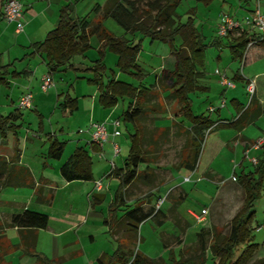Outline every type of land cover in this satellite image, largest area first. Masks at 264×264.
Listing matches in <instances>:
<instances>
[{
  "label": "trees",
  "instance_id": "obj_1",
  "mask_svg": "<svg viewBox=\"0 0 264 264\" xmlns=\"http://www.w3.org/2000/svg\"><path fill=\"white\" fill-rule=\"evenodd\" d=\"M1 1L4 3L6 0ZM182 1L107 0L102 6L95 5L91 9L90 14L93 15V19H90L89 16L72 19L74 6L69 4L60 9L56 27L46 34L43 41L33 44L32 52L29 54L31 57L34 55L43 56L45 66L48 69L47 73L51 75L61 68L75 70L73 69V59L76 56L84 58L85 53L91 48L89 39L91 37L97 38L99 58L93 62L90 69L93 76L86 82L88 85L97 87L98 103L104 108L112 109L118 102L125 104L120 116L121 124L125 128L129 125L132 129L128 138L129 149L123 167L114 172V177L118 179V187L108 207L110 218L105 221V224L111 228L112 232L121 230L122 234L127 237V244L133 247L141 223L151 219L156 226H161L163 221L158 219L159 217L164 219L166 216L160 210H143V204L150 202L152 194L136 199L132 207L129 208L126 207L125 202L127 189L132 183L149 184L154 178L153 170L150 167L154 161L149 157L150 152L143 147L144 134L142 130L135 127V123L147 115L144 107L148 97L158 96L160 92H168V97L177 106L178 117L182 122L188 123V128L176 123L174 126H179L182 133L189 135V139L180 153V166L189 173L195 170L204 136L213 127L217 129L232 127L240 131L248 123L246 119L247 109L244 110L243 108L239 109L236 120L231 123H215L206 116H194L192 114L190 95L200 90L197 82L201 78V71L205 66V52L209 48L220 47L222 41L216 36L210 42H206V38L194 26L195 7L188 10V18L185 22H181L177 8ZM194 1L196 5L208 7L215 0ZM107 19L113 20L120 26L131 36V40L112 36L104 28V22ZM136 34L143 35L150 41L166 43L170 48L171 57L174 59L173 70L168 76L160 77L155 85L149 88H141L140 85L134 87L132 84L116 80L114 77L103 82L106 71L103 59L107 53L113 54L117 58L116 67L120 74H125L140 82L143 75L137 64L140 48L133 40ZM177 38L180 41L178 47L174 45ZM223 39L228 41L225 46L229 50L231 59L239 63L242 62L247 47L253 40L246 33L236 32L230 33ZM253 46L264 47V42H256ZM9 68L10 65H3L0 58V85L5 87H8L7 77L21 76V73L10 72ZM152 87H157L160 92L152 91ZM252 102L253 97L249 105ZM158 106L162 110L163 106L160 102H158ZM57 109L61 116H69L77 110L76 100L71 99L66 94L61 103L57 105ZM259 114V109H256L253 112V118ZM20 116L17 110L5 117L0 115V138L2 141L6 139L9 133L16 135V128L19 126L15 123ZM127 131L129 132L128 128ZM49 143L46 158L55 161L60 160L64 153L65 143L59 142L56 138L51 139ZM19 154L18 148L14 147L13 158L0 156V190L7 187L34 186L30 171L25 167L16 165ZM142 165H146V167L139 170ZM59 174L68 183L91 181L92 164L88 152L84 148L73 151L60 167ZM234 181L242 190L243 201L239 211L229 223L226 236L221 235V231L216 227L211 228L210 231L202 229L197 233L198 246L193 250V255L184 257L190 252L186 249L178 254V260L171 251H169L168 260L165 261L161 258H149L139 251L128 252V255H123L119 247L112 256L101 257L98 260L99 264H207V250L210 252L211 264H251L250 261L257 252L258 245L252 243L250 221L254 213V203L259 197L262 186H264V155L257 158L256 165H252L246 172L241 171L236 175ZM37 192L39 194L37 202H45L40 197V191ZM102 200L103 196L94 195L91 202L92 204H99ZM174 208L175 206L170 209V213L174 212ZM118 212L124 214L118 218ZM47 225V215L24 210L21 214L11 215L8 222L0 224V239H4L3 233L7 228H17L22 232L29 230L35 232L46 229ZM207 236L210 237L208 247L206 244ZM35 243L36 236L23 235L18 246L22 248L24 255L35 259V264H55L35 253ZM11 248L14 247L8 245V249ZM254 264H264V259H260Z\"/></svg>",
  "mask_w": 264,
  "mask_h": 264
},
{
  "label": "rangeland",
  "instance_id": "obj_2",
  "mask_svg": "<svg viewBox=\"0 0 264 264\" xmlns=\"http://www.w3.org/2000/svg\"><path fill=\"white\" fill-rule=\"evenodd\" d=\"M189 1L191 0H184L177 8V13L181 16V22L186 21L188 18V10L190 6H193ZM220 1L222 0H215L208 7L196 5L195 1H192L194 5L197 6V17L194 16V19L200 22L196 24V27L203 37L206 38V42H210L214 38V25L219 15L222 14L231 16V14L234 13L237 0H229L226 5H222ZM248 3L253 8H255L257 4L256 0H249ZM259 5L260 11L262 15H264V0H260ZM85 14L86 13L82 12L79 16L82 17ZM89 18L93 19L94 17L91 15ZM104 28L108 32H111L112 36L119 37L120 35H123L124 38L127 39L131 37L111 19L105 20ZM133 40L139 45L140 48L137 57V64L143 75L140 82L137 79H131L125 74H120L116 67L117 58L113 54L109 53H107L103 59L106 68L103 82H106L109 78L114 77L116 80L133 84L135 87L139 84H142L141 86L144 88H149L150 86L155 85L160 77L163 75L168 76L173 70L174 59L171 57L170 48L166 43L160 41H150L149 38L139 34H136ZM90 45L91 48L85 53L84 58L76 56L73 59L74 65L81 64V68H83L82 71H75L71 70V68H66L65 72L56 73L53 78V87L55 86V88L53 89L52 87V92L43 94L39 93V81L37 80L38 77L33 80L32 88L33 91H35V99L37 104L36 111H18L16 109L15 98L11 96L12 91H10L7 87L0 85V115L5 117L16 110L21 115L17 123H15L17 126H19L16 128V135L9 133L4 141H2L0 138V149L11 151L10 149H14V147H16L20 152L22 151L25 154L24 164L29 166L27 168H29L31 172L37 176V178L39 177L37 173L41 167V163L44 160L49 161V163H52V168L48 169L47 178L50 179L53 184L61 181L59 173L55 168V163L58 161L48 160L45 156L50 143L48 142L45 147H42V144H40L38 141H46L48 133L53 134L51 139L56 138L59 142L66 144L65 147H67L63 153V159L68 158L71 150L70 143L74 141L75 137L78 135L77 131L81 129V132H85L84 127L86 122H84V120L87 118V113L82 111L80 113L78 112L72 119L68 118V116L63 117L61 116L58 109L56 111L54 110L51 101L47 100L48 98L46 97L49 94H52L54 91H70V94H73L72 91H84L80 87L81 84L79 85L77 83L82 82L83 88L88 85L86 78H92L93 76L92 72L88 68L92 67L93 62L99 58V42L96 37H91ZM174 45L176 47L180 45L178 38L175 40ZM217 56L221 58L220 63L215 62ZM227 57V48H209L206 50L204 66L206 79L200 81L201 85L206 84L208 87H210V91L217 90L218 79L217 75L213 74L215 68L219 69L220 71L224 70L227 74H231L234 72V69H238V73L241 75V63H238V65L232 64L228 67V63L225 60ZM35 62L37 66H40V70L44 72L45 65L40 64V62L37 61ZM243 63H245V61ZM162 64L165 67L162 71H158ZM16 66H19V64ZM243 67L244 66L242 64V70ZM76 74L79 77L75 78ZM156 76H158L157 80ZM68 77L71 79H68ZM71 82L74 83L71 84ZM235 85H237V89L235 91H228L224 98L226 101V107L221 109L220 117L222 119H229V117H227L228 115L226 116V113H228L227 108L229 106V101L232 98V94L237 95L244 107H247L250 104V101L254 96V94L251 96L247 92L244 93L243 90L241 91V86L239 84ZM190 98L192 100L191 111L194 116L203 115L212 118L217 116L216 114L212 115L207 111V108L210 106V104L215 107V103H212L214 95L210 93H198L196 97L193 93L190 95ZM158 102L162 104V110H160ZM144 108L147 112V115L141 117L139 122L135 123V127L139 130H142L144 134L143 147L150 152L149 157L154 161L150 165L153 170L154 178L149 184L134 182L129 186L125 197L127 203L126 207H131L132 204L129 203H132L135 199L145 197L147 194H152L153 196L151 197V201L147 202L143 206V210H160L166 216L164 219L161 217L158 219L163 221V225L161 227L156 226L155 222L151 219L141 223L138 227L134 249H130L129 253L139 251L141 253L148 254V256L152 259L161 258L166 261L169 258V251L163 249V242L164 246L174 250L177 260V254L179 250H189L190 252L185 254L184 257H190L193 255V250H195L198 246L197 233L200 230L203 229L210 231L211 228L216 227L221 231V235H227L229 223L232 217L239 211L243 201L242 190L236 181L230 179V176L233 174V176L236 177V175L241 172V169L236 165V163H238L236 158L235 163H231L229 160L226 161L224 159L225 155L222 154L216 160V164L218 163L217 167L222 173L221 176L223 177V181L226 183L224 186L217 188L213 185L210 186L205 182L197 186L192 183L184 184V179L190 178L188 177L190 176V173L185 175V170L181 168L180 153L182 148L187 143L189 135L182 133V131L179 130V126H174V123L185 128L189 127L188 123L182 122V120L178 117L177 106L173 100L168 97V92L162 95L159 93L158 96L148 97L146 106ZM121 112V102H118V110L113 114L112 118L119 117ZM257 126L258 128L250 126L247 128V131L254 130L256 133H261L262 136H264V116H262ZM42 127L44 129L43 132L41 131ZM127 128L129 132L127 131ZM222 130L225 129H217L213 127L208 134H205L203 143L200 146L196 164V169L198 172L201 170V168H203L205 162L209 160L211 154H214L215 149L213 148L217 145L216 132H225ZM120 131L121 136L115 139L122 150V154L115 160V164L118 168L123 166L127 157L129 148L128 138L129 134L132 133V129L129 125H127L126 128L124 125H121ZM35 135L37 136L36 138L33 137ZM154 140L155 142H153ZM31 141L33 142L32 144L30 143ZM25 142H28L26 149L24 148L25 146H23V143L25 144ZM145 167L146 165H142L139 167V170H143ZM247 167L250 168L249 165H247ZM103 185V192L106 194V200L101 204V207L103 209V213L106 214L109 204V197L112 190L116 188L117 182L112 181L109 192L105 186V182H103ZM29 193L30 190L29 192H20V190L15 191L13 188H4L3 190H0V214L7 210L13 209L15 205L14 203L20 202L23 200V198L26 199ZM48 193L49 192H47L45 195ZM55 193H57L56 200L53 202V195ZM51 197V207L46 206L45 203L39 204L34 200L31 204V209L28 210L45 214L51 219H55V212L65 207V194L60 189H55L51 192ZM163 197L165 200L164 204L162 203L163 205L161 204V206L156 209L158 200L162 199ZM183 197L187 198L182 201V203L180 202L177 204V206H179L178 208L182 214L186 213L188 215L190 213L191 215H189L191 217L185 216L186 219L184 218L185 221L189 223L190 228L183 229V224H181V228L183 230H180L173 226L175 224V220L173 215L169 212L172 203H169L168 200L172 202L177 198L183 199ZM3 202H5L7 205H5ZM35 205H37V207H34ZM201 206H207L208 214L205 216V219L201 224H197L194 216L200 214V210L202 209H200ZM35 209H38L39 211ZM253 211L254 213L250 221V229L252 233V243L258 245V250L250 261L251 264L256 263L260 259H264V230L256 232L257 226L264 225V186H262L259 197L254 203ZM97 217H100V213L97 214ZM99 227L100 229H92L95 238L93 242H90L88 237H86V241H84L83 244L85 253L83 252V258L76 263L88 264L84 258L88 257L90 254L100 251L103 248H116V243L112 238L113 236L106 233V228L102 224H100ZM84 231H86V228H84ZM79 236L80 235L78 234L77 238ZM177 241H179L181 244L179 245ZM209 241L210 237L207 236V247ZM206 253L208 259L207 264H211L210 252L207 250ZM161 254H163V257ZM25 261L27 262H23L24 264H29L30 260L26 259Z\"/></svg>",
  "mask_w": 264,
  "mask_h": 264
},
{
  "label": "crops",
  "instance_id": "obj_3",
  "mask_svg": "<svg viewBox=\"0 0 264 264\" xmlns=\"http://www.w3.org/2000/svg\"><path fill=\"white\" fill-rule=\"evenodd\" d=\"M19 1L22 4L23 31L20 33H16L15 29H16L17 24L8 23L4 20L3 11H2L3 2L0 0V58H1V62L3 65H10V68H9L10 72L21 73L20 77H16V78L7 77L6 78L8 81L7 88L10 91H12L11 96L15 98V103L22 94L28 91L32 94V99H33L32 111L33 110L36 111L37 104H36V99H35V91H33V88H32L33 80L36 77H38L37 80L39 81V86H40L41 78L48 72V69L45 66V71L42 72L40 70L41 69L40 66L36 65L35 61L40 62V64L45 65L43 56L41 55H34L33 57L29 56V54L32 52V49H31L32 45L43 41L46 34L56 27L58 23L59 11L61 8L69 4H72L74 6V12L72 15V19L74 18L81 19L86 16H91L90 14L91 9L95 5L102 6L107 0H19ZM192 1L193 0L189 1L191 5H193V6H190L189 9L195 7L196 11H195L194 16L197 17L196 16L197 6L194 5ZM228 1L229 0H222L220 2L222 5H226ZM248 2L249 0H237V3L234 8V13L231 14L230 17H233L235 19H240L248 15L249 13H251L254 10V8L251 7ZM82 12L86 14L80 17L79 15ZM221 15L222 14H220L218 19L215 21L214 31H213L214 37H216V27H217V24L219 22ZM198 22L199 21L194 19V26L196 29H197L196 24H198ZM109 33L111 34V32ZM117 38H124V36L120 35ZM130 38H128V40H131ZM90 39H89V44H90ZM124 39H127V38H124ZM226 39L228 40V38ZM226 39H221L222 41L221 46L215 47V49L227 48V46H225L228 42ZM225 60L228 63L227 65L228 67L231 66L232 64L238 65L239 63L231 59L229 50H228V57ZM244 61L245 63H243L244 67H243V70H241V75L238 73V69H234V72L231 74H227L224 70L220 71L217 68L214 69V71L218 70L220 72H223L226 75V77L230 81L233 82L234 89H226L225 87L221 86L219 77L217 76L218 88L215 91H210V87H208L206 84L201 85L200 81H203L206 79L204 68L201 71L202 76L197 82V86L200 88L198 93L199 94L200 93L201 94L210 93L214 95V99L212 103L213 104L215 103L214 104L215 107L210 104V106H208L207 108V111L212 115L213 114L217 115L215 118H212V117H208V118L215 123L216 122L231 123L232 121L236 120L239 109L243 108L244 110L247 109L246 119L248 123L245 124L244 128L240 131L237 130L236 128L229 127V128H222V129H225V130H222L225 132H219V131L216 132L217 145L213 148L215 149L214 154H211V157L209 158L207 162H205V165L203 166V168H201L199 172L195 168V170L192 173H190V176H188L190 177L189 181L182 180L184 184L192 183L197 186L205 182L209 184L210 186L213 185L217 188L220 186H224V184L226 183L223 181V177L221 176L222 173L217 167L218 163L216 164V160L222 154L225 155L224 159L226 161L229 160L231 163H235V158H236L238 162L236 163V165L238 168L241 169V171L246 172L248 170L247 165L252 166L250 162L244 158V152L249 148L251 143L255 142L259 138H264V136H262L261 133H256L254 130L247 131V128L250 126L258 128L257 124L261 120L262 116H264V47H258V46L249 47V49H247L244 54L242 62ZM215 62L220 63L221 58L217 56ZM17 64H19V66H16ZM81 67H82L81 64L79 65L73 64V69L77 71H82L83 68ZM164 67L165 66L162 64L160 68L158 69V71H162ZM88 69H91V67ZM65 71H66V68L59 69L57 72L52 74V78H54V75L56 73L65 72ZM214 71H213V74H214ZM77 77L79 76H77L76 74L75 78ZM157 78L158 76H156V80ZM68 79H71V78L68 77ZM87 79H91V78H86V80ZM251 79L255 81V92H254L252 104L248 105L247 107H244V105L241 104L237 95L232 94V98L229 101V106L227 108L228 113H226V116L228 115L227 117H229V119H222L220 117V112H221V109L226 107V101L224 98L226 94L228 93V91H235L237 89V85L235 84H239L241 86V91L243 90V92L246 93V89H245L246 83L248 80H251ZM72 83L74 82H71V84ZM77 84L79 85L81 84L80 87L84 91H72L73 94H70V91H64V90L54 91L52 94H49L46 98H48L47 100L51 101L55 111L57 110V105L61 103L62 98L66 94L71 99H75L77 110L76 112H73L72 114L68 116V118L70 119L74 118L75 114L78 112L80 113L82 111L84 113H87V118L86 120H84V122H86V125L84 127L85 132H80L81 129L77 131L78 135L75 137V140L70 143L71 150L68 155V158L73 153V151H75L76 149L84 148L88 152V156L90 157V160H91L92 180L86 181V182L74 181V182L68 183V182H65L59 174L61 181L53 184V182L47 178V172H48V169L52 168V163H49V161H45V160L40 165L41 167L37 173L39 177L37 178V176L33 172H31L29 168H27L29 166L27 164H24L25 154L21 151L16 165L19 167H25L30 171L33 182H34V186L33 187H26V186L7 187V188H13L15 191L20 190V192H29L30 190V193L26 197V199L23 198V200H21L20 202L14 203L15 205L13 209L7 210L4 213L0 214V224L8 222L11 215L21 214L24 210L31 209L32 202L34 200L35 202H37V198L39 195L37 191H40V197L42 198L43 201H45L43 203H45L46 206L51 207V201H52L51 192L54 191L55 189L57 190L60 189L61 191L64 192L66 202H65V207L63 209L55 212L56 213L54 215L55 219L54 218L51 219L50 217H48V225L46 229L37 230L35 232H32L30 230L22 232L18 230L17 228L5 229L3 233L4 239H0V264H15V263L24 264L23 262H27L25 261L26 259L30 260L29 264H35V259L24 255L22 248L18 246L20 243V238L23 235L29 236V237L36 236L35 253L38 254L40 257L50 260L55 264H67V263L81 264V263H76V262L81 260L83 258V254L85 253L84 246H83L84 241H86L85 240L86 237H88V240L90 242L94 241L95 238H94V232L92 231V229H95V228L100 229L99 227L100 224H102L106 228V233L113 236L112 238L114 239L116 243V248L114 249L113 248H106V249L103 248L100 251L90 254L88 257L84 258V260H86L88 264H99L98 260L101 257L112 256L114 251L119 247L123 255L124 254L128 255L129 250L134 249L133 246L127 244L126 242L127 237H125L122 234L121 230L119 232L118 231L112 232L111 228L105 224V221L108 220V218H110V215L108 213V207L113 199L114 192L116 188L118 187V179L114 177V172L123 167L122 166L121 168H118L115 164V160L122 154V150L120 149L118 143L115 141L116 138H119L121 136L120 127L122 124H121L120 116L122 112L119 117L112 118L113 114L116 113L118 110V104L112 109H106L98 103V91H97L96 86L86 85V87L83 88L82 82L77 83ZM139 85L141 88L143 87L141 86L142 84H139ZM139 85L136 87H139ZM54 88L55 86L53 87V89ZM53 89L52 88L49 89L46 93L52 92ZM152 91H159V90L155 88ZM39 93H42L40 91V88H39ZM198 93L197 92L194 93L196 97ZM162 94L164 93H161V95ZM222 100H224L225 105L224 107L220 108V103ZM121 106H122V111H123L125 104L121 103ZM210 108H213L215 110L210 112L209 111ZM256 109H259L260 114L257 117L253 118V112ZM114 120L120 121V127L118 129V132L120 134L117 137H113L112 127L109 125L107 128V132H108L107 142L104 144L102 150H99L98 147H96L90 141V136L88 133L89 123L90 122L111 123ZM41 131L42 132L44 131L43 127ZM52 135L53 134L48 133V136L46 137V141L40 140L38 142L42 144L41 145L42 147H45L48 144V142H50ZM33 137L36 138L37 136L35 135ZM30 143L32 144L33 142L31 141ZM25 144L23 143V146H25L24 148L26 149L28 142L27 143L25 142ZM112 144H116L117 147L119 148V155L116 157L113 156ZM10 150L11 151L0 149V156H4L6 158H13L14 149L12 148ZM260 155H264V147H262L258 151H255L252 149L248 150L249 157L258 158ZM68 158L63 159V155H62L61 159L58 160L57 163H55L56 164L55 168L57 169L58 173H59L60 167L66 162ZM111 161L114 164L113 169H111L110 167ZM185 173H186L185 175L189 174V172L187 171H185ZM232 177H233V174L230 176V179ZM112 181H116L117 186L111 192V195L109 197V204L107 207V211H106V214H104L103 209L101 207V204L106 200V194H104L103 192L104 190L103 182H105V186L107 187V190L109 192ZM96 182L101 183V188L99 191L95 190ZM47 192L49 193L45 195ZM36 193H37V196H36ZM56 194L57 193L53 195L54 197L53 202H55L56 200ZM94 195L103 196L102 202L99 204H92L91 202L92 196ZM186 198L185 197H183V199L177 198L175 201H172V202L168 200L169 203H172V206L170 207V209L175 206L174 212L171 213L173 215V218L175 220L174 222L176 224V225L174 224L173 226L180 230L190 228L189 223L185 221L186 219L185 216L189 217L191 214L189 213L190 215L189 214L187 215L186 213H183L184 214L183 215L182 212L178 208L179 206H177V204H179L180 202L182 203V201H184ZM134 201L129 204L133 205ZM3 203L7 205L5 202ZM145 204L146 203H144L143 206ZM34 207H37V205H35ZM201 208L205 209L207 208V206H201L200 209ZM170 209H169V212H170ZM35 210L39 211L38 209H35ZM98 212L100 213L99 218L97 217V214H99ZM123 214L124 213L118 212L117 217L120 218ZM181 216L183 217V219L184 218L185 219L183 220ZM181 224H183V227L181 226ZM161 226H158V227H161ZM84 228H86V231H84ZM78 234L80 236L77 238ZM116 235H119V236H116ZM177 242L179 245L181 244L179 241ZM8 245L13 246L14 248L8 249ZM15 246H18V247H15ZM162 246H163V249L171 251L174 254V250L164 246L163 242H162ZM180 252L181 250L178 251V254ZM142 254L149 257L148 254H145V253H142ZM161 256L163 257V254H161Z\"/></svg>",
  "mask_w": 264,
  "mask_h": 264
},
{
  "label": "built area",
  "instance_id": "obj_4",
  "mask_svg": "<svg viewBox=\"0 0 264 264\" xmlns=\"http://www.w3.org/2000/svg\"><path fill=\"white\" fill-rule=\"evenodd\" d=\"M257 4L254 8V10L249 13L248 15L240 18L235 19L233 17L222 15L219 19V22L216 27V36L223 39L227 37L230 33H246L252 37V42L248 45L247 49L251 46H253L256 42H264V15H262L260 11V0H256ZM2 11L4 20L8 23H16V33H20L23 31V25H22V19H23V12H22V4L19 0H6L2 5ZM242 64L241 62V70H242ZM240 70V71H241ZM214 74L219 77V81L221 86L225 87L226 89H234V84L232 81H230L226 75L223 72H220L218 70L214 71ZM54 85L52 75L50 73H46L40 81V91L42 93H46L49 89H51ZM246 92L253 96L255 92V81L253 79L248 80L245 86ZM32 94L30 92H25L22 94L18 100L16 101V109L18 111H26L29 109H32ZM225 102L224 100L220 103V108L224 107ZM215 109L210 108L209 111L212 112ZM112 127V136L117 137L119 136L118 129L120 127V121L114 120L111 123L103 122V123H96V122H90L88 126V133L90 136V141L92 144H94L96 147H98L100 150H102L104 144L107 142L108 138V132L107 128L108 126ZM81 132V131H80ZM262 147H264V138H259L255 142L251 143L249 148L244 152V158L250 162L251 165L257 164V158L256 157H249L248 156V150L252 149L255 151L260 150ZM112 152L113 156L116 157L119 155V148L116 144H112ZM111 169L114 168V164L111 161L110 162ZM234 181V177L231 178ZM184 181H189V178H185ZM101 188V183L96 182L95 183V190L99 191ZM164 198L158 200L157 208L161 206V204L164 202ZM208 210L202 209L200 211V214L197 216H194L196 223L201 224L205 216H207ZM264 230V225L257 227L256 232H260Z\"/></svg>",
  "mask_w": 264,
  "mask_h": 264
}]
</instances>
